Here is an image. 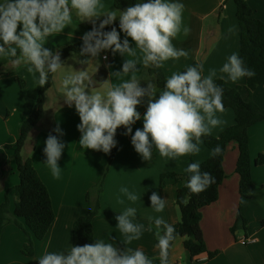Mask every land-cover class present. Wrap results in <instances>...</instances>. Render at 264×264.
Segmentation results:
<instances>
[{
	"label": "clouds",
	"instance_id": "9594fccd",
	"mask_svg": "<svg viewBox=\"0 0 264 264\" xmlns=\"http://www.w3.org/2000/svg\"><path fill=\"white\" fill-rule=\"evenodd\" d=\"M184 9L179 0H140L124 9L108 10L102 0H0V56L9 58L13 68L27 64L37 87L42 88L48 84L50 74L67 64L62 61L59 50L46 46L48 39L62 34L72 24L74 16L80 23H91L92 29L81 37L79 56L84 59L79 63L87 65L97 61L101 52L109 50L124 59L122 69L109 74V78L114 77L118 83L110 85L109 78L98 82L86 69L74 68V74L63 78V99L69 108L74 106L80 119L77 125L81 133L80 147L109 154L117 146V129L123 127L124 134L131 135V143L142 160L152 161L153 150H156L161 157L175 161L199 154L202 138L225 123L218 115L225 109L223 88L216 79L235 83L256 75L239 54L233 52L219 69L210 68L207 75H204L203 64L173 72L159 92L155 77L139 78L136 73L141 65L144 69H159L169 60L188 57V51L173 43L181 33L185 36L190 33V28L184 24ZM117 20L119 31L114 26L105 31ZM227 31L235 34L236 26H230ZM125 76L128 79L121 80ZM142 80L147 81V87H141ZM98 85L104 88L103 92L95 90ZM145 98L146 111L141 116L137 109ZM141 119L143 128L132 134V126ZM53 131L64 135L59 125ZM64 149L65 144L50 133L43 152L45 163L56 179L61 175L58 161ZM220 153L219 145L212 149L213 156ZM185 172L189 175L185 186L193 194L207 190L216 182L211 172L201 171L198 162L188 164ZM119 192L117 203L120 205H125V201L135 205L141 200L128 186H121ZM149 199L155 213L164 212L165 198L152 192ZM137 212L136 207L126 206L115 216L116 227L124 237L123 249L96 239L92 244L71 245L66 251H46L36 261L38 264H154L153 258L142 248L128 246L148 231L156 238L159 264H171L170 249L178 235L175 227L162 216H148L149 224L145 228L144 224L134 222Z\"/></svg>",
	"mask_w": 264,
	"mask_h": 264
},
{
	"label": "crops",
	"instance_id": "0c3cea01",
	"mask_svg": "<svg viewBox=\"0 0 264 264\" xmlns=\"http://www.w3.org/2000/svg\"><path fill=\"white\" fill-rule=\"evenodd\" d=\"M246 1L252 8L255 18L264 22V0ZM179 2L185 6L183 19L184 24L190 28V33L187 36L181 33L173 43L177 48L188 51L189 55L178 61L165 62L162 68L166 77L173 72H183L187 66L194 63L203 64L204 75H207L210 68L219 69L233 52L240 55V28L233 0H179ZM102 3L105 5V10L114 8V0H102ZM233 25L236 26L237 31L235 34H229L227 30ZM91 27V23H80L79 18L74 16L72 24L62 34L50 37L46 46L56 51L73 44L80 49L81 37L90 31ZM121 38L123 39V33ZM69 59H73L72 55L66 59V63ZM123 59L119 54L114 55L110 51L108 58L110 64L105 67L108 71L107 79L110 72L122 69ZM9 62V58L0 56V65ZM86 66L92 70L94 61ZM28 67L27 64H21L13 68L9 64L7 71L0 75V206L5 201L6 192L13 190L20 183L17 165L13 159L15 144L20 137L22 123L37 109V98L41 87H37ZM143 70L141 65L140 71L136 73L139 78ZM93 78L95 79V75ZM123 79L128 77H121V80ZM109 80L110 85L119 82L114 77H110ZM224 81L229 87H240L244 101H251L264 110V87L257 88L250 97L246 89V78L235 83L226 79ZM141 87H147V81L141 84ZM51 89L47 93L45 106L50 104ZM161 90L158 89L157 92ZM146 105L147 98L138 106L137 110L141 116L146 111ZM57 108L53 115L54 119L44 120L51 126L59 125L64 133L63 136L55 134L65 144L58 161V166L61 167L59 179L53 178L45 163L46 156L43 149L48 133H38L37 137H34L36 143L29 140L24 154L25 158L32 159L40 178L49 189L55 221L45 239L34 242V254L31 257L23 254L27 242L25 232L14 224L5 226L1 234L0 264H38L36 260L46 251L61 252L69 249L73 245L74 224L87 215L89 210L87 193L97 184L104 163L110 156V153L102 152L104 157L99 160V151L81 148L78 143L81 133L77 129L80 119L74 106L69 108L64 101ZM218 115L225 123L213 129L211 135L214 136L220 135L235 124L233 110L225 109ZM132 127L134 134L136 129L143 128V120L137 121ZM125 131L126 129L123 128L120 145L105 178L103 194L100 197L101 214L93 221L94 243L96 239H100L117 244L121 249L124 248L121 242L124 237L116 227L115 216L126 206L138 209L134 222L144 224L145 228L149 224L148 216H162L173 226L179 223L180 213L176 206V193L186 184L181 176L185 174V169L190 164V155L172 161L161 157L156 150H153L152 161L142 160L131 143V135H125ZM249 134L251 158L254 164L259 156H264V122L251 127ZM200 148L199 154L192 155V159L202 164L211 157L212 153L203 143L200 144ZM238 157V146L236 143H231L223 161L225 179L219 187L218 200L201 210V229L206 247L209 252H218V255L211 260L207 255L191 259L184 247L183 239L177 238L170 250L171 264H264V165L253 166L252 175L256 189L248 199L242 200L239 192L240 178L236 173ZM163 174H177L179 177L177 180L168 179L165 187L161 188L160 178ZM121 186H128L130 190L141 196V200L135 205H131L128 201H125V205L118 204L117 198L121 195L119 192ZM152 192H157L161 198L167 200L164 212L155 213L151 208L149 197ZM10 201L11 211H14L13 192L10 194ZM243 238H248L252 242L243 245L241 243ZM155 244L156 238L153 232L144 231L140 240L128 246L142 248L146 255L153 258L154 264H159V253Z\"/></svg>",
	"mask_w": 264,
	"mask_h": 264
},
{
	"label": "trees",
	"instance_id": "16d2710c",
	"mask_svg": "<svg viewBox=\"0 0 264 264\" xmlns=\"http://www.w3.org/2000/svg\"><path fill=\"white\" fill-rule=\"evenodd\" d=\"M236 6V16L240 28V57L245 65L252 69L256 75L253 78H246V89L251 97L259 87H264V22L255 18L250 5L246 0H233ZM140 2V0H114V8L124 9L130 4ZM116 27L119 31L118 22L105 28L110 31L111 27ZM92 27L90 28V30ZM76 45H69L60 49L62 61H66L71 55L76 54L80 60L84 57L79 56ZM6 63L0 65V75L7 71ZM201 64V63H194ZM83 66H86L82 64ZM54 74H50L49 82L39 91L37 98V109L21 125L20 137L15 144L13 159L16 162L19 173L20 183L13 190H8L5 201L0 206V244L1 234L5 226L14 224L20 227L26 234L27 242L23 248V254L31 257L34 254V242L45 239L50 228L55 221V211L51 199V194L45 183L40 178L30 157L25 158L24 151L34 134L35 129L44 120V107L47 93L52 87ZM155 77L157 90L163 89L165 73L163 68L144 69L141 79H152ZM144 80L141 84H144ZM216 83L223 88L224 109H231L235 114V124L227 128L220 135H209L202 138V142L212 153L217 145L221 148L218 156H213L203 162L201 171L211 172L216 178V182L207 190L193 194L184 186L176 193V206L179 209L180 221L174 226L177 238L184 241V247L190 254L191 259H196L202 255H207L208 259H213L218 252H209L201 229L202 213L201 210L214 204L218 200L219 187L225 179L223 161L228 146L236 143L239 149V157L236 166V173L239 175V192L241 199H248L255 191L253 181V166L264 165V156H259L253 164L250 151L249 130L255 124L264 122V110L251 101H244L241 96L240 87H229L224 80L217 79ZM123 127L117 129L115 139L117 146L110 152L107 167L103 173V178L95 188L94 199L93 191L86 196L89 210L87 215L76 221L73 227V245L83 246L94 243V219L101 214L100 197L103 194L105 178L109 172L110 165L116 155L121 142ZM190 155V163H193ZM177 174H163L160 178L161 188L165 187L168 179H178ZM182 179L187 182L189 175L185 172ZM186 185V184H185ZM94 189V188H93ZM94 189V190H95ZM14 193L15 209L11 211L10 194ZM240 218V214H239ZM21 220L24 222L22 223ZM175 242V241H174ZM173 242V243H174ZM171 250V249H170Z\"/></svg>",
	"mask_w": 264,
	"mask_h": 264
},
{
	"label": "rangeland",
	"instance_id": "374dc122",
	"mask_svg": "<svg viewBox=\"0 0 264 264\" xmlns=\"http://www.w3.org/2000/svg\"><path fill=\"white\" fill-rule=\"evenodd\" d=\"M103 55H107L108 58L110 57V51H106V52H101L100 56L97 58V61H94V67L92 70L88 69L87 66H83L81 63H79L80 58L78 56L72 55L73 59H69L68 63L66 64V66L64 68H61L57 74L55 75V77L53 78V83H52V89L50 91V95H49V101L50 104L44 107V119H48L50 120L51 118L54 119V114L56 112V110L58 109L57 106L59 104L64 103V97H63V93H64V86H63V78L66 75L69 74H74V68L77 70H81V69H86L88 71V73L90 75H97L98 70L101 67H107L110 64V61H104L103 60ZM81 66L80 68L78 66ZM95 90L98 91H104V88L101 86H97V88ZM52 108V109H50ZM50 109V110H49ZM45 121V120H44ZM41 123L35 130L34 134L31 136V141L36 143V140H34V137H37L38 133L39 134H44V133H48V135L51 133L52 135L55 136L56 132L53 131L56 127L55 124H53V126L49 125L48 123ZM53 122V120H51V123ZM37 133V134H35ZM36 135V136H35ZM34 140V141H33ZM99 160L101 157H104V155H102V151H99ZM24 154H26V150L24 152ZM109 157H107L105 163H104V167L101 171V174L98 176V181L97 184L95 186H93L88 192L93 191V199L95 196V191H96V187L99 184V182L101 181V179L103 178V173L105 171V168L107 167V163H108ZM99 166H100V161H99ZM95 190H94V189Z\"/></svg>",
	"mask_w": 264,
	"mask_h": 264
},
{
	"label": "water",
	"instance_id": "95a60500",
	"mask_svg": "<svg viewBox=\"0 0 264 264\" xmlns=\"http://www.w3.org/2000/svg\"><path fill=\"white\" fill-rule=\"evenodd\" d=\"M107 76H108V71L105 67H101L98 70L97 75H95V80H97L98 82H104L107 80Z\"/></svg>",
	"mask_w": 264,
	"mask_h": 264
},
{
	"label": "built area",
	"instance_id": "2783aa9c",
	"mask_svg": "<svg viewBox=\"0 0 264 264\" xmlns=\"http://www.w3.org/2000/svg\"><path fill=\"white\" fill-rule=\"evenodd\" d=\"M105 56H107V55H103V60H108V56H107V59H104ZM251 242H252V240H249L248 238H243V239L241 240V243H242L243 245H247V244H249V243H251Z\"/></svg>",
	"mask_w": 264,
	"mask_h": 264
}]
</instances>
